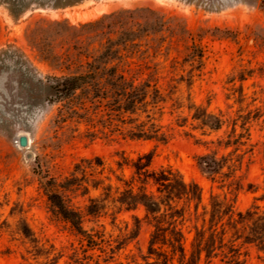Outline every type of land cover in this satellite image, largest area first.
<instances>
[{
    "label": "rangeland",
    "instance_id": "1",
    "mask_svg": "<svg viewBox=\"0 0 264 264\" xmlns=\"http://www.w3.org/2000/svg\"><path fill=\"white\" fill-rule=\"evenodd\" d=\"M88 65L143 87L133 113L117 112L104 76L107 99L52 102L53 78ZM148 153L149 170L198 185L197 207L148 216L119 203ZM0 264H264V0H0Z\"/></svg>",
    "mask_w": 264,
    "mask_h": 264
},
{
    "label": "trees",
    "instance_id": "2",
    "mask_svg": "<svg viewBox=\"0 0 264 264\" xmlns=\"http://www.w3.org/2000/svg\"><path fill=\"white\" fill-rule=\"evenodd\" d=\"M102 56H107L106 52ZM88 67L89 69L86 73L53 78V83L49 87L54 98L52 102H62L65 106L73 98H76L80 103L107 99L108 91L97 81L100 76L105 77L104 85L108 87L107 90L111 91L112 98H114V102L118 105V113L131 114L134 112L136 105L143 101V97L145 96L143 87L133 86L132 82H126L122 75L117 74L114 67L108 69L105 67L101 69L96 65H88ZM68 111L70 109L67 107L66 112ZM196 119L201 120L203 125L210 129L217 130L219 128L217 118L213 115H201V117H196ZM130 137L142 138L141 135H137L136 133H131ZM150 139V136H146L144 140ZM151 157V153H148L131 162L133 168L131 179L138 182L140 188L136 192L131 189L123 190L118 197L119 203L126 205L130 209L142 206L148 216H155L159 213L162 205L166 207L171 206L172 202L178 200L193 202L194 206L197 207L200 202V189L198 185L194 182L185 183L182 177L173 171L171 167L161 169L160 171L149 170ZM94 164L95 166H102L100 159H94ZM198 165L201 172L208 176L216 174L220 168L218 161L209 155L200 156L198 158ZM99 182V180L96 181V186L99 185ZM149 183L156 187V194L146 191V185ZM47 198L54 211L64 221L69 223L76 232L86 235V232L80 225L78 214L67 207L59 194L49 192ZM97 211L98 205L95 199H90L87 212L93 215ZM181 213V210L176 211L173 209L169 212L171 218L180 217ZM135 220L138 223V220ZM24 232L28 231L24 230ZM154 236L155 233L152 235L149 250L152 249ZM174 244H180V251L183 252L180 235L176 237Z\"/></svg>",
    "mask_w": 264,
    "mask_h": 264
},
{
    "label": "water",
    "instance_id": "3",
    "mask_svg": "<svg viewBox=\"0 0 264 264\" xmlns=\"http://www.w3.org/2000/svg\"><path fill=\"white\" fill-rule=\"evenodd\" d=\"M18 145L22 150H25L28 147V136L25 134L19 135Z\"/></svg>",
    "mask_w": 264,
    "mask_h": 264
}]
</instances>
